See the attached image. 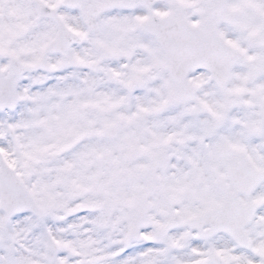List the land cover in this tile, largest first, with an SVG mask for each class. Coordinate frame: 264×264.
Masks as SVG:
<instances>
[{
	"label": "snow or ice",
	"instance_id": "obj_1",
	"mask_svg": "<svg viewBox=\"0 0 264 264\" xmlns=\"http://www.w3.org/2000/svg\"><path fill=\"white\" fill-rule=\"evenodd\" d=\"M0 264H264V0H0Z\"/></svg>",
	"mask_w": 264,
	"mask_h": 264
}]
</instances>
